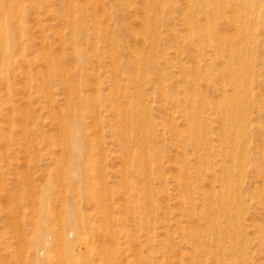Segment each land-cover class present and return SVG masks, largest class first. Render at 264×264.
Returning <instances> with one entry per match:
<instances>
[{
  "label": "rangeland",
  "instance_id": "obj_1",
  "mask_svg": "<svg viewBox=\"0 0 264 264\" xmlns=\"http://www.w3.org/2000/svg\"><path fill=\"white\" fill-rule=\"evenodd\" d=\"M0 264H264V0H0Z\"/></svg>",
  "mask_w": 264,
  "mask_h": 264
}]
</instances>
